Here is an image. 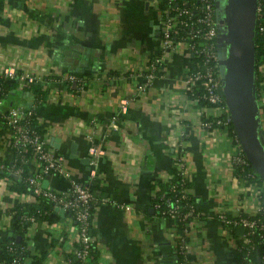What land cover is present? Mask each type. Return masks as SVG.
<instances>
[{
	"label": "crops",
	"instance_id": "1",
	"mask_svg": "<svg viewBox=\"0 0 264 264\" xmlns=\"http://www.w3.org/2000/svg\"><path fill=\"white\" fill-rule=\"evenodd\" d=\"M0 3V74L14 67L44 75L38 83L46 97L32 105L35 119L46 146L63 156L70 172V177L47 175L46 187L60 191L68 188L70 178L85 182L94 176L93 193L100 198L92 220L96 252L87 264H175V222L157 213L151 197L177 156L187 165L197 208L188 261L237 264L234 247L240 230L227 231L216 214L253 212L264 181H247L236 174L229 133L202 126L214 109L186 91L191 57L185 44L165 52L152 83L144 90L137 87L147 60L160 51L155 0ZM261 69L264 75V64ZM70 71L87 77L83 90L73 92L65 81L52 78ZM258 94V99L253 96L255 127L264 139V80ZM32 100L31 93L16 83L1 98L0 113L11 106L31 107ZM10 134L0 121L2 163H11L17 151ZM91 143L102 149L94 164ZM24 165L30 173L39 170L34 157ZM10 185V178L0 176V238L11 233V213L35 202L33 195L15 192ZM56 210L57 220L35 221L28 229L30 254L47 251L43 264H66L76 246L74 220Z\"/></svg>",
	"mask_w": 264,
	"mask_h": 264
},
{
	"label": "built area",
	"instance_id": "2",
	"mask_svg": "<svg viewBox=\"0 0 264 264\" xmlns=\"http://www.w3.org/2000/svg\"><path fill=\"white\" fill-rule=\"evenodd\" d=\"M159 14V53L150 57L143 73V81L137 85L140 90L152 83L156 70L165 52L174 49L178 44H185L191 57V67L185 74L186 91L199 89L198 101L202 98L206 108L214 109V114L201 121L205 128L220 127L226 130L231 139L233 152L230 155L232 166L240 170H247V181L255 178L256 170L250 167V161L244 151L240 137L235 128H228L231 120L222 91V82L218 70L217 42L218 22L216 18L215 0H155ZM264 7V0H257L256 17ZM7 79H14L23 87L31 82H39L44 75L29 71H16L14 67L4 68L1 74ZM62 79L67 80L74 87L79 83L76 92L84 89L85 80L75 73H66ZM1 100V98H0ZM126 99H122L121 109H125ZM33 113L32 108L11 106L2 112L1 117L11 131V140L19 152L31 150V157L39 161V170L30 173L26 180L36 194L49 199L55 206L67 212L68 217L76 223V246L72 254L65 260L66 264H87L93 237L88 233L91 217V207L95 196L87 183L70 178L68 188L54 190L42 185V180L51 173H59L70 177V172L63 165V156L51 151L46 146L43 134L32 129L28 117ZM22 118L26 120L21 121ZM112 120L116 116L111 117ZM22 153V161H26ZM102 153L99 145L91 143L89 146L90 163L94 164ZM176 180H171L170 173L164 180L169 179L168 192H161L153 201V207L159 215L169 217L182 224V231L177 232V249L182 252V257L176 256L175 264H190L187 259L189 239L195 229L197 211L189 200L192 193L189 182L187 165L181 156L174 158ZM20 168L16 169L18 172ZM93 177V176H92ZM159 189L158 183L152 196ZM217 217L227 231L240 228L239 241L234 250L239 254L242 264H264V254L259 257L260 263L255 262L254 256L258 246L264 243V186L258 192V202L253 212L238 211L229 215L226 211H219ZM32 223V216L27 217ZM93 220V219H92ZM15 261V260H13Z\"/></svg>",
	"mask_w": 264,
	"mask_h": 264
},
{
	"label": "trees",
	"instance_id": "3",
	"mask_svg": "<svg viewBox=\"0 0 264 264\" xmlns=\"http://www.w3.org/2000/svg\"><path fill=\"white\" fill-rule=\"evenodd\" d=\"M1 4V3H0ZM264 64V7L261 8L260 13H258V16L255 20V37H254V62H253V96L258 99V93H259V87L262 85V81L264 80V75L261 69V66ZM72 73H75L76 75L83 78V80H87V77L83 73H79L76 71H70ZM67 72V73H70ZM63 74H57L52 76L54 79H62ZM65 83L67 84V87L72 90L73 92H76L79 83H77V86H73L69 83V81L65 80ZM16 85V82L14 79H7L0 75V98H3L5 95L9 93L11 89H14V86ZM85 87V85H83ZM24 89L28 90L32 97V103L31 107L26 108H32L33 113L28 117L30 127L34 130H36L38 133L42 134V130L39 128L36 119H35V111L32 105H38L40 104L46 97V91L41 88L40 83L38 82H31L24 86ZM199 89H193V91L189 90L188 94L191 97L198 96L200 94ZM199 104H204V101L202 98H198L197 101ZM0 113V121L3 122V119L1 117ZM26 120V118H22L21 121ZM4 123V122H3ZM229 130L234 128V125L232 121H229L228 124ZM22 153L16 151L14 155V159L11 163H2L0 162V176H4L6 178L11 179V185L10 188L18 193H29L34 196L35 202H31L25 206H22L15 211H13L10 215V226H11V233L7 237L0 238V264H43L44 259L47 255L46 249H41L37 253L30 254V249L28 247V229L29 226L32 224V222L27 218L32 216L35 221H44V222H51L54 220H57L60 215L55 209V205L46 197L42 196L41 194H36L32 187L29 185V183L26 180V177L30 174L28 172V169L25 167L24 162L22 161ZM31 150H27L23 153L24 158L28 159L31 157ZM248 157V156H247ZM249 159V158H248ZM250 161V167L256 170V176L255 178L251 179V181H258L263 180L264 177L262 175L259 176L258 170L255 168L254 164ZM20 168L18 172H15L16 169ZM247 170H240L239 167H235V172L240 177L247 180V175L245 174ZM172 176L171 180H176L177 176H175V168L172 166L171 171L169 172ZM94 177V176H93ZM93 177H91L89 180L85 181L84 183H87L90 190L93 192L94 187H96V183L93 182ZM170 179V178H169ZM169 179L164 181L157 182L159 185V189L156 190L155 196L151 197L152 206L153 201L156 200L159 196V193L161 192H168V185H169ZM187 185L190 187V182H187ZM94 194V193H93ZM95 196V195H94ZM100 198L95 196L93 205L91 207V217H90V224L88 228V233L90 236L93 237V240L91 242V250L89 252V256L91 254H94L96 251L94 250V231H93V211L95 205L98 203ZM192 202V205L196 208V202L191 195L190 199ZM157 213L159 214V211L155 209ZM67 213V212H66ZM68 214V213H67ZM76 224V223H75ZM175 229L177 232L182 231V224L181 222L176 221L175 222ZM240 230L239 227L231 229V232L235 233ZM19 236V240L16 241V237ZM264 254V243L260 244L255 251L254 260L257 263H260L259 257ZM236 262L237 264H242L239 254L236 252ZM177 256L179 258L182 257V252L178 251L177 249ZM15 260V261H13Z\"/></svg>",
	"mask_w": 264,
	"mask_h": 264
},
{
	"label": "water",
	"instance_id": "4",
	"mask_svg": "<svg viewBox=\"0 0 264 264\" xmlns=\"http://www.w3.org/2000/svg\"><path fill=\"white\" fill-rule=\"evenodd\" d=\"M257 0H225L223 13L215 0L218 22L217 55L222 91L231 121L244 150L264 177L263 134L255 127L253 97L254 37ZM159 36V27H155ZM47 180L42 185L46 187ZM62 214L63 209L56 206ZM19 236L16 237V241Z\"/></svg>",
	"mask_w": 264,
	"mask_h": 264
},
{
	"label": "flooded vegetation",
	"instance_id": "5",
	"mask_svg": "<svg viewBox=\"0 0 264 264\" xmlns=\"http://www.w3.org/2000/svg\"><path fill=\"white\" fill-rule=\"evenodd\" d=\"M219 2V14H222L223 13V3L224 1L223 0H218Z\"/></svg>",
	"mask_w": 264,
	"mask_h": 264
},
{
	"label": "rangeland",
	"instance_id": "6",
	"mask_svg": "<svg viewBox=\"0 0 264 264\" xmlns=\"http://www.w3.org/2000/svg\"><path fill=\"white\" fill-rule=\"evenodd\" d=\"M224 1V3H223V6H224V4H225V0H223ZM256 168V167H255ZM260 173V172H259Z\"/></svg>",
	"mask_w": 264,
	"mask_h": 264
}]
</instances>
